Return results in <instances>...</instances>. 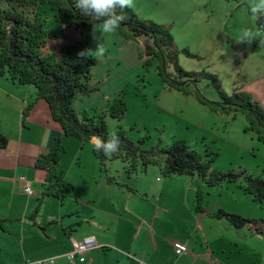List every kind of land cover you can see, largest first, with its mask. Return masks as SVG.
Returning a JSON list of instances; mask_svg holds the SVG:
<instances>
[{
	"label": "rangeland",
	"instance_id": "1",
	"mask_svg": "<svg viewBox=\"0 0 264 264\" xmlns=\"http://www.w3.org/2000/svg\"><path fill=\"white\" fill-rule=\"evenodd\" d=\"M249 3L250 0H129L126 6L128 16L134 15L141 21L152 22L171 35V54L162 48V54L145 67L143 58H139L143 53L142 40L134 38L126 27L117 28L113 33H102L100 26H94L89 37V55L94 64L82 66L88 70L86 85L94 90L88 95L76 97L73 102L75 114L86 112L88 117L94 119L103 115L108 134H115L120 127L135 142L145 138L140 145L142 149L155 146L167 148L173 141L184 140L199 154H216L211 165L219 173H246L253 177H264V144L254 132L247 130L248 122L244 115L234 112L225 114L217 104L221 102L218 91L230 97L235 90L243 91L242 87L264 70L263 67L258 71L260 66H264V32L258 30L260 15L251 14ZM46 28L55 31L58 25L49 19ZM245 29L254 34L253 39L240 41L239 34ZM76 35L75 29L70 28L64 38H51L45 50L58 52L61 46L73 44ZM98 45L103 48L102 53L97 49ZM176 66L192 77H180ZM162 70H165L164 74H161ZM4 79L7 78L0 76V114L3 123L13 115L14 107L23 105L21 96L6 92ZM173 80L186 83L182 87L188 94L172 89L169 85ZM196 95L207 104H201ZM115 97H120L126 105L125 114L120 120L106 113ZM34 98H28V104L21 107L22 119L28 116L24 115L25 110ZM68 140L74 143L66 145L61 140L63 150L59 159L69 178L76 177L82 170L89 178L94 173L103 180L105 174L93 155L91 143L79 144L74 138ZM77 144L83 145L84 149L80 150ZM78 162L85 166L80 167ZM124 166L120 160L108 161L106 174L115 177L121 184V179L127 178ZM146 171H138L133 177L150 180L153 175L161 182L169 179L161 177L156 166H149ZM192 178L198 183L196 189H202L205 193L206 210L214 213L218 209H229L242 213L240 215L243 217L264 219V203L252 202L250 196L239 188L243 184L241 179L236 183L222 182L206 188L199 177ZM111 184V189H115L117 184ZM80 192L78 187L76 194ZM50 200L58 205L54 199ZM52 208L53 204L43 203L38 216L46 217ZM204 220L208 226L205 230L213 248L214 264H264V235L247 233L246 237L242 236V239L239 236V240L234 242L229 233L221 231L218 223L219 227H215L218 218L207 217ZM6 223L2 221L3 226ZM165 225L163 235L166 238L191 236L190 247L196 242V246L203 245L197 238L198 234L192 233L195 225H191L188 234L183 229H172L171 221H166ZM33 238V254L36 252V255L32 261H35L39 256L47 255L48 250L37 233ZM13 245L8 227L0 229V264H5L3 256L5 258L8 252H14ZM37 246L42 248L40 252ZM158 249L159 254L163 248L159 246ZM203 249L204 246L196 250L197 257H204L202 254L206 252ZM155 259L159 260L160 257L154 255L151 262ZM41 261L44 260L37 263ZM177 261L173 259L170 264H178ZM8 263L14 264L10 257ZM163 263L160 261L159 264ZM179 264L210 263L206 259L202 261L193 257Z\"/></svg>",
	"mask_w": 264,
	"mask_h": 264
},
{
	"label": "crops",
	"instance_id": "2",
	"mask_svg": "<svg viewBox=\"0 0 264 264\" xmlns=\"http://www.w3.org/2000/svg\"><path fill=\"white\" fill-rule=\"evenodd\" d=\"M263 67L260 66L258 71ZM4 81L6 92L21 96L23 105L28 104V98L31 100L35 97V89L32 86L19 85L8 79ZM27 87H32V90ZM242 88L264 111V70L257 73ZM23 105L14 107L13 115L4 123L0 114V132L7 139L6 147L0 149V219L7 221L2 225V229L8 227L9 237L14 240V252H8L5 258L2 257L5 264H9V257L14 264H38V261L47 258L54 259V264H71L65 256L73 244L90 237L96 239V246L87 253L86 261L78 264H159L160 261L170 264L173 259H178L179 264L193 257L202 261L206 259L210 264L215 263L213 248L211 249L209 244L210 238L205 230L208 226L204 223L207 217L214 219L210 216L213 212L194 211L193 200L198 183L192 177L172 176L163 182L158 177L153 178V175L150 180L133 177L134 180L131 181L132 177L122 178L121 184L134 192L119 185L115 190L111 189L110 185L113 184L108 183L105 178L101 180L99 174L93 173L89 178L81 170L76 177L69 178L59 159L57 170L63 179L73 185V191L63 202L48 197L38 205L37 198L44 172L35 168V160L38 155L56 146L62 132L58 124L52 121L43 101H35V105L24 119L20 111L23 110ZM68 139L73 138L62 137L63 144L72 145L74 142ZM88 143H91L93 148V138ZM78 147L80 150L84 149L83 145ZM78 164L80 167L85 166L82 162ZM27 183L34 191L31 196L24 191ZM78 187L82 192L77 195ZM35 194L37 195L34 197ZM50 199L57 201L58 205ZM47 202L53 204L51 213H47L46 217L38 216L41 205ZM228 212L236 213L234 210ZM166 221L173 223L172 229H183L186 234L191 225H195L192 233L198 234L197 238L203 245L196 246V242L190 247L191 236L181 239L166 238L163 235L167 227ZM217 223L221 231L229 233L234 242L239 240V236L243 239L242 236L246 237L249 233L245 228L232 227L225 219H218L214 223L216 228L219 227ZM36 233L46 244L48 254L32 261L36 255V252L33 254V235ZM183 240H186L184 243L187 244L188 252L177 257L173 253L172 245ZM159 246L163 250L158 254ZM203 246V251L206 252L202 254L204 257H197L196 250L202 249ZM37 247L40 252L42 248ZM154 255L160 259L151 262Z\"/></svg>",
	"mask_w": 264,
	"mask_h": 264
},
{
	"label": "trees",
	"instance_id": "3",
	"mask_svg": "<svg viewBox=\"0 0 264 264\" xmlns=\"http://www.w3.org/2000/svg\"><path fill=\"white\" fill-rule=\"evenodd\" d=\"M124 19L120 27H126L131 35L142 40L143 66L151 65L152 60L162 54V48L171 54L173 39L167 32H163L161 26L152 22L141 21L134 15H127V8L118 9ZM263 16H258L257 26L260 32H264ZM52 19L58 25V29L50 31L46 28L48 20ZM102 20L94 16H83L75 9L73 0H0V76L19 85H30L35 89V98L25 110L35 101H43L48 108L53 122L61 129L62 136L57 139L54 148L37 156L35 168L44 172L41 184L38 205L46 198L53 197L63 202L73 191V186L59 174L57 170L62 137H70L82 144L88 143L93 137H99L107 142L112 139L108 134L103 115L95 119L88 117L86 112L76 115L73 110V102L77 96L88 95L94 89L88 88L86 82L89 78L88 70L94 60L89 55V37L94 26H101ZM74 28L77 32L73 44L63 45L58 52L45 50L51 38H64L65 32ZM180 77H192L191 74L182 71L176 66ZM162 70L161 74H164ZM196 81V80H193ZM183 82H173L169 85L172 89L188 94L182 86ZM219 96L223 113H240L248 122L247 130L254 132L260 142L264 144V111L248 93L235 90L229 97L221 91ZM196 99L206 105L200 97ZM209 105V104H208ZM211 108V107H210ZM126 111V105L120 97H115L107 107L109 117L120 120ZM118 137L117 151L110 154L94 150L93 155L97 159L99 168L104 172V178L108 183L118 184L115 177L107 173L106 163L112 160H120L125 164L127 178L133 177L138 171L145 172L149 166L158 167L161 177L172 176L199 177L206 188L220 185L222 182H243L241 188L249 195L252 202L264 203V177H253L246 173H219L212 169V162L216 154H199L191 149L184 140L173 141L165 147H151L142 149L140 145L145 138L133 141L120 127L113 134ZM7 139L0 132V149L5 148ZM129 191L134 192L131 188ZM204 191L196 189L193 206L196 213H205ZM218 219H225L232 227L245 228L255 236L264 235V219L243 217L239 214L223 209L211 214ZM0 219V229L3 228Z\"/></svg>",
	"mask_w": 264,
	"mask_h": 264
},
{
	"label": "clouds",
	"instance_id": "4",
	"mask_svg": "<svg viewBox=\"0 0 264 264\" xmlns=\"http://www.w3.org/2000/svg\"><path fill=\"white\" fill-rule=\"evenodd\" d=\"M75 9L83 16H94L102 20L99 31L102 33H113L124 19L118 9H123L129 4V0H73ZM249 10L253 16L259 13L264 16V0H250ZM253 33L247 29L239 34L240 41H249L253 39ZM97 49L102 53L103 48L98 45ZM112 139L105 142L99 137H93L94 150L100 151L103 145V152L107 155L116 152L118 137L111 136Z\"/></svg>",
	"mask_w": 264,
	"mask_h": 264
},
{
	"label": "built area",
	"instance_id": "5",
	"mask_svg": "<svg viewBox=\"0 0 264 264\" xmlns=\"http://www.w3.org/2000/svg\"><path fill=\"white\" fill-rule=\"evenodd\" d=\"M23 181V179H22ZM24 191L27 195H33L34 191L30 184H25ZM96 246V239L90 237L80 242H75L72 249L66 254V259L71 264L84 263L87 253ZM173 253L175 256H182L188 252L187 244L184 242H174ZM40 264H54V259L50 258L40 262Z\"/></svg>",
	"mask_w": 264,
	"mask_h": 264
}]
</instances>
